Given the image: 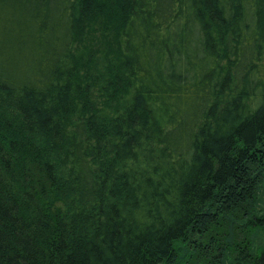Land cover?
I'll list each match as a JSON object with an SVG mask.
<instances>
[{
	"label": "trees",
	"instance_id": "16d2710c",
	"mask_svg": "<svg viewBox=\"0 0 264 264\" xmlns=\"http://www.w3.org/2000/svg\"><path fill=\"white\" fill-rule=\"evenodd\" d=\"M0 264H264V0H0Z\"/></svg>",
	"mask_w": 264,
	"mask_h": 264
}]
</instances>
